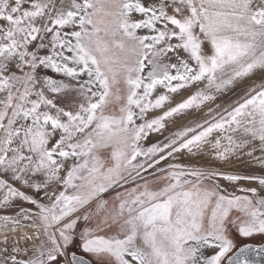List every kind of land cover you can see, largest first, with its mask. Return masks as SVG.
I'll list each match as a JSON object with an SVG mask.
<instances>
[{"label": "snow or ice", "instance_id": "1", "mask_svg": "<svg viewBox=\"0 0 264 264\" xmlns=\"http://www.w3.org/2000/svg\"><path fill=\"white\" fill-rule=\"evenodd\" d=\"M0 264H264V0H0Z\"/></svg>", "mask_w": 264, "mask_h": 264}, {"label": "water", "instance_id": "2", "mask_svg": "<svg viewBox=\"0 0 264 264\" xmlns=\"http://www.w3.org/2000/svg\"><path fill=\"white\" fill-rule=\"evenodd\" d=\"M257 246H259V244H257Z\"/></svg>", "mask_w": 264, "mask_h": 264}, {"label": "flooded vegetation", "instance_id": "3", "mask_svg": "<svg viewBox=\"0 0 264 264\" xmlns=\"http://www.w3.org/2000/svg\"><path fill=\"white\" fill-rule=\"evenodd\" d=\"M257 244H259V243L257 242Z\"/></svg>", "mask_w": 264, "mask_h": 264}, {"label": "rangeland", "instance_id": "4", "mask_svg": "<svg viewBox=\"0 0 264 264\" xmlns=\"http://www.w3.org/2000/svg\"><path fill=\"white\" fill-rule=\"evenodd\" d=\"M251 242V241H250Z\"/></svg>", "mask_w": 264, "mask_h": 264}]
</instances>
